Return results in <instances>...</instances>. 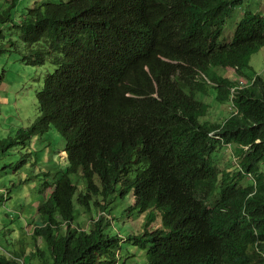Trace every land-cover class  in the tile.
<instances>
[{"label":"trees","instance_id":"16d2710c","mask_svg":"<svg viewBox=\"0 0 264 264\" xmlns=\"http://www.w3.org/2000/svg\"><path fill=\"white\" fill-rule=\"evenodd\" d=\"M20 1H3L0 39ZM242 3L43 0L23 11L13 28L34 58L29 64L49 62L55 71L36 95L39 117L16 140L25 145L52 127L68 162L43 188L51 193L36 206L28 260L120 264L123 240L105 233V213L116 197L132 196L128 217L144 216L143 229L124 242L146 251L145 264H264V82L257 75L230 99L235 82L225 75L249 77L250 57L264 45V17L244 11L231 40L221 41ZM206 97L231 102L233 112L220 123L205 119ZM16 140L0 141V149ZM223 145L235 172L213 162ZM77 175L84 191L71 182ZM75 202L105 215L82 230ZM153 214L160 228L148 230ZM24 256L0 250V264H22Z\"/></svg>","mask_w":264,"mask_h":264},{"label":"rangeland","instance_id":"374dc122","mask_svg":"<svg viewBox=\"0 0 264 264\" xmlns=\"http://www.w3.org/2000/svg\"><path fill=\"white\" fill-rule=\"evenodd\" d=\"M3 1L0 0V10ZM38 1L41 3L43 0H22L17 3L11 14V23L1 28L0 47L4 51L0 54V141L16 140L18 131L29 128L39 117L36 95L42 90L45 78L55 71L49 62L35 67L29 64L34 58L30 57L21 35L13 28V25L18 24L23 11L32 8L33 3ZM243 4L238 5L240 11H254L264 15V0H243ZM234 17L235 13L224 24V32L227 34L222 36L223 42L229 37L228 32L231 34L235 28L232 21ZM249 66V76L258 74L264 81V48L253 52ZM225 75L230 79L232 71L227 70ZM205 100L210 101L211 97ZM218 106H213L205 119L222 122L229 115L226 103ZM16 141V146L0 149V250L5 253L22 250L25 253L22 264H38L36 260L30 261L27 258L35 248L30 234L34 225L38 224L36 206L51 193V190L44 192V186L54 184L68 168L65 144L52 127L46 134L29 139L25 145L20 140ZM227 148L220 147L213 159L218 170L235 172L236 159ZM70 179L79 192L84 191V181L78 175ZM4 192H7V201L3 205ZM130 204L132 196L125 200L116 197L110 204L109 211L105 213V233L108 236L119 237L124 241L132 232L136 234L142 231L144 216L136 218L135 212H132L128 217ZM74 205V222L82 230L89 229L91 220L105 215L99 214L92 207L88 213L76 202ZM153 216L157 219L148 230L160 228L159 217L155 214ZM18 244H22L23 248ZM38 248L47 253L43 243ZM145 254L146 251L131 243L121 242L119 263L145 264Z\"/></svg>","mask_w":264,"mask_h":264},{"label":"clouds","instance_id":"9594fccd","mask_svg":"<svg viewBox=\"0 0 264 264\" xmlns=\"http://www.w3.org/2000/svg\"><path fill=\"white\" fill-rule=\"evenodd\" d=\"M242 6H244V4L242 3L241 4ZM263 10H264V8H263ZM246 11V10H245ZM244 11H240L239 10V8H238V6L237 7H234L233 8V10H232V13H231V15H230V18H231V16L233 15V13H235V17H234V19L232 20L233 21V24H235V26H236V23L239 21V19H240V17H241V15H242V13H243ZM252 13H254V14H258V15H260V16H263L264 17V15H262V14H260V13H258V12H254V11H252ZM14 26H16V25H14ZM224 27V26H223ZM226 32H224V28H223V34H222V36H226ZM228 34H229V37L225 40V42H229L230 40H231V38H232V34H233V32H231V34L228 32ZM0 41H1V39H0ZM261 48H264V45L263 46H261L257 51H259ZM250 61V60H249ZM227 70H231V69H226V72H227ZM232 71V76L230 77L231 78V80H233L234 82H235V86H233L231 89H230V99H232V95H233V92L235 91V90H241V89H245V88H248L249 86H251L252 84H253V82H254V80H255V77L258 75V74H253V75H255V76H253V75H251V76H249V77H245V76H235V74H234V72H233V70H231ZM247 75H249L248 74V72H247ZM259 77H260V75H258ZM261 78V77H260ZM263 80V79H262ZM243 82V84H240V82ZM264 82V81H263ZM208 98V97H207ZM204 102H206V103H208L209 104V106H210V108H209V111H210V109L213 107V106H218V104L215 102V100L214 99H212V97H211V100L210 101H207V100H205L204 99ZM227 104V103H226ZM219 107V106H218ZM227 110H228V112H233V106H232V103L231 102H229L228 104H227V108H226ZM209 111H208V113H209ZM208 115V114H207ZM204 120V119H203ZM210 121V120H209ZM211 122H213V121H211ZM223 122V121H222ZM214 123H220V122H214ZM209 136L211 137V138H214V139H219V137L218 136H216L215 135V132L213 131V132H211V133H209ZM223 146H225V147H228L227 149L230 151V153H231V150H230V147H229V145H223ZM223 146H221V147H223ZM224 149V148H223ZM214 155V154H213ZM213 155H212V158H213ZM213 162L215 163V161H214V159H213ZM236 169L238 170V165H237V162H236ZM229 171V170H228ZM52 186V185H51ZM48 190H50V189H48ZM48 190H46V191H48ZM3 196H4V198H6V196H7V192H4V194H3ZM3 203V202H2ZM75 224V223H74ZM76 226V225H75ZM159 229V228H158ZM122 242H124V241H122Z\"/></svg>","mask_w":264,"mask_h":264},{"label":"built area","instance_id":"2783aa9c","mask_svg":"<svg viewBox=\"0 0 264 264\" xmlns=\"http://www.w3.org/2000/svg\"><path fill=\"white\" fill-rule=\"evenodd\" d=\"M240 84H243V82L241 81Z\"/></svg>","mask_w":264,"mask_h":264},{"label":"bare ground","instance_id":"6f19581e","mask_svg":"<svg viewBox=\"0 0 264 264\" xmlns=\"http://www.w3.org/2000/svg\"><path fill=\"white\" fill-rule=\"evenodd\" d=\"M235 95V94H234Z\"/></svg>","mask_w":264,"mask_h":264}]
</instances>
